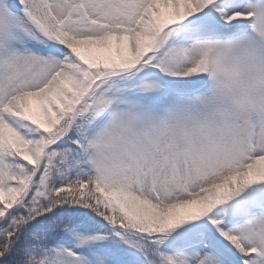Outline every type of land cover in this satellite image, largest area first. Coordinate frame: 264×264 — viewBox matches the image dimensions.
<instances>
[{
  "label": "snow or ice",
  "instance_id": "snow-or-ice-1",
  "mask_svg": "<svg viewBox=\"0 0 264 264\" xmlns=\"http://www.w3.org/2000/svg\"><path fill=\"white\" fill-rule=\"evenodd\" d=\"M264 0H0V264H264V123L216 128L197 46Z\"/></svg>",
  "mask_w": 264,
  "mask_h": 264
},
{
  "label": "clouds",
  "instance_id": "clouds-1",
  "mask_svg": "<svg viewBox=\"0 0 264 264\" xmlns=\"http://www.w3.org/2000/svg\"><path fill=\"white\" fill-rule=\"evenodd\" d=\"M208 91L187 109L203 124L222 128L245 117L264 123V22L253 17L251 30L199 45Z\"/></svg>",
  "mask_w": 264,
  "mask_h": 264
}]
</instances>
